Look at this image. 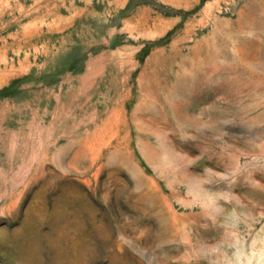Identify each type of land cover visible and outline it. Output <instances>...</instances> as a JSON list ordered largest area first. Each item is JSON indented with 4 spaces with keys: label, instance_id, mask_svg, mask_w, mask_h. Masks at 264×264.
I'll return each mask as SVG.
<instances>
[{
    "label": "rangeland",
    "instance_id": "1",
    "mask_svg": "<svg viewBox=\"0 0 264 264\" xmlns=\"http://www.w3.org/2000/svg\"><path fill=\"white\" fill-rule=\"evenodd\" d=\"M0 264H264V0H0Z\"/></svg>",
    "mask_w": 264,
    "mask_h": 264
}]
</instances>
